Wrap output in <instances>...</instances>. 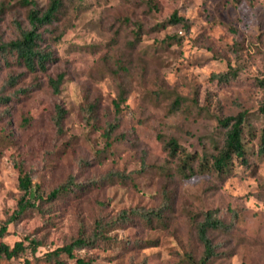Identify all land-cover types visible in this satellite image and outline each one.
<instances>
[{
    "label": "rangeland",
    "instance_id": "rangeland-1",
    "mask_svg": "<svg viewBox=\"0 0 264 264\" xmlns=\"http://www.w3.org/2000/svg\"><path fill=\"white\" fill-rule=\"evenodd\" d=\"M19 1L0 0V43L19 36L16 23L29 29ZM32 1L43 11L49 0ZM173 14L182 22H168ZM39 32L51 54L44 71L0 53V225L21 196L19 167L44 196L69 178L75 186L6 224L0 240L25 249L0 264H50L47 253L91 236L97 222L103 238L61 263L189 264L202 252L195 227L215 210L228 228L208 232L217 253L209 264H264V0H65ZM243 111L247 163L183 177L184 153H213L223 138L218 119ZM171 138L185 151L173 158ZM133 209L161 213L119 220Z\"/></svg>",
    "mask_w": 264,
    "mask_h": 264
},
{
    "label": "trees",
    "instance_id": "trees-1",
    "mask_svg": "<svg viewBox=\"0 0 264 264\" xmlns=\"http://www.w3.org/2000/svg\"><path fill=\"white\" fill-rule=\"evenodd\" d=\"M238 3L241 0H233ZM252 4L254 0H245ZM65 0H49L45 10L40 11L35 2L32 0H20L19 3L28 8L27 19L29 23L28 30L20 29L18 23L17 29L19 36L8 43H0V53L10 52L15 56L16 61L29 71H44L46 63L51 59L50 52L41 49L42 34L39 32L40 28L50 25L59 14L64 6ZM150 5L153 0H148ZM168 22L178 24L182 20L173 14ZM221 76H218V78ZM63 76L57 75L55 79L49 80V86L54 94H58L59 85L62 83ZM10 82H15V78L10 77ZM261 86L264 87V81H261ZM119 101L115 103V108L118 110L119 104L123 102L122 96H119ZM179 106V100L176 98L173 101V107ZM259 112L264 117V99ZM64 111L60 108L56 109L53 118V124L58 133L62 132V120L64 118ZM247 112H239L235 116H226L218 119V125L223 131V138L221 145H213V153L203 151L199 156L195 154L184 153L181 146L176 139H169L165 143L167 154L173 158L179 152L184 153L179 166V173L183 177H189L194 174L196 170L199 173H207L209 171L221 176L230 172L233 161H239L241 164L247 163V150L245 147L244 134L246 127H248ZM115 128V124L107 126L106 134L108 135ZM257 155L264 156V123L258 137ZM198 160L197 169H194L193 164ZM197 164V163H196ZM18 188L21 192L20 199L17 202L15 212L6 224L19 219L28 210H39L41 205L46 202L58 200L60 197L68 194L75 186L72 178L66 182L58 185L56 188L47 193L46 196L42 194L39 186L32 185L29 174L18 168ZM161 210L138 211L137 209L129 212L121 211L118 215L119 220L126 221L128 214L138 215L145 221H150L153 217H158ZM1 224V223H0ZM6 224L0 225V239L6 232ZM113 225V221L110 223ZM222 220L217 216L215 211H206L202 215V221L196 227V238L202 247L201 256L195 259L188 255L186 257L189 264H209L211 260L216 258L217 253L215 247L208 236L210 230L227 229ZM106 225L102 222H97L94 232L88 237H79L69 245L55 249L54 251L45 255V260L50 264H63L59 260L60 256L66 255L68 258H73V251L88 246H93L96 240L103 238ZM31 244V243H30ZM25 247L22 242H16L13 247H9L0 240V260L10 261L23 252ZM76 264H91L82 259H76Z\"/></svg>",
    "mask_w": 264,
    "mask_h": 264
}]
</instances>
